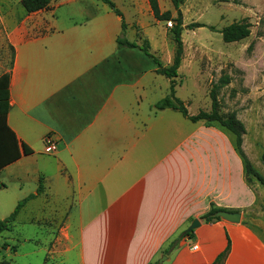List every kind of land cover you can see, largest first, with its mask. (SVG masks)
<instances>
[{
    "label": "crops",
    "instance_id": "obj_1",
    "mask_svg": "<svg viewBox=\"0 0 264 264\" xmlns=\"http://www.w3.org/2000/svg\"><path fill=\"white\" fill-rule=\"evenodd\" d=\"M2 1L14 8L4 113L20 156L0 168L1 188L13 187L1 219L34 194L14 221L24 215L51 231L48 251L73 253L76 264H149L211 203H253L242 160L222 132L153 108L167 94L157 93L148 67L133 71L132 48L116 42L121 19L106 3L52 0L28 13L20 0ZM227 238L222 264H264V239L221 218L200 220L158 264H212Z\"/></svg>",
    "mask_w": 264,
    "mask_h": 264
},
{
    "label": "rangeland",
    "instance_id": "obj_2",
    "mask_svg": "<svg viewBox=\"0 0 264 264\" xmlns=\"http://www.w3.org/2000/svg\"><path fill=\"white\" fill-rule=\"evenodd\" d=\"M112 1L121 11L126 24L124 37L137 44L132 48L131 57H127V62L133 71L148 67L152 71L154 85L159 88L157 93L168 94L169 79L154 72L153 58L140 47H144L147 40L148 51L153 57L163 66H169L175 52L173 20L169 25L168 21L155 19L147 0ZM158 1L162 11L169 9L176 17L170 0ZM3 4L4 1L0 0V76H7L13 52L7 38V23L10 20L7 15L14 8L4 7ZM180 9L183 26L203 22L220 29L243 18L251 24L249 35L236 42L223 41L219 32L207 27L183 29L181 64L174 78L175 96L183 101L191 114L208 111L212 84L223 75L230 77V82L217 90L219 109L223 114L234 113L243 122L245 134L242 148L263 178L262 181L245 180L253 192V203L249 207L232 209L241 213L239 222L264 239V165L260 160L264 149V0H184ZM180 126L184 128L183 120ZM193 126L205 124L197 122ZM211 127L222 132L233 144L228 131L216 125ZM167 143L168 140L159 142L157 151ZM11 186L7 189L0 186V204L8 199L13 190ZM24 218L23 215L21 219L13 221L8 229L0 233V264H76L73 253L59 256L48 251L51 250L49 242L53 233Z\"/></svg>",
    "mask_w": 264,
    "mask_h": 264
},
{
    "label": "trees",
    "instance_id": "obj_3",
    "mask_svg": "<svg viewBox=\"0 0 264 264\" xmlns=\"http://www.w3.org/2000/svg\"><path fill=\"white\" fill-rule=\"evenodd\" d=\"M52 0H20L21 6L28 13L47 8ZM106 3L116 15L121 19V32L118 35L116 42L118 47H128L134 48L137 47V44L133 41L127 40L124 35L125 22L121 11L116 7L112 0H101ZM174 10L176 11V17L173 16L171 10L160 9L158 0H148L150 10L152 15L157 20H165L174 22L172 32L174 34L175 41V52L172 63L169 66H163L162 63L148 51L149 43L147 40L144 41L145 46L140 47L147 56L153 58L155 64V71L158 74L166 76L170 81L169 93L154 103L153 108L156 110H162L170 108L172 110L178 111L182 114L183 117L189 119L192 122H203L207 126L216 125L232 135L233 146L238 155L240 156L243 167L245 180L247 182L251 180L262 181V176L254 169L251 162L249 161L247 155L245 154L242 148L243 135L245 134V126L243 122L236 117L234 113L223 114L219 109V101L217 99V90L223 85H226L230 82V77L228 75L221 76L216 83L212 84V87L209 92L210 97V109L200 110L195 114H190L183 103L178 97L175 96V77L177 76V69L181 64L182 57V40L181 32L183 29H194L199 27H207L212 31H217L221 34L223 41L225 42H236L240 41L243 38L247 37L250 33V22L243 18L241 20L232 22L220 29H217L214 25H208L203 22H192L183 26L181 18V9L180 6L184 0H170ZM7 76H0V168L7 165L8 163L14 161L20 156L19 145L16 139L14 132L10 129L6 122V116L4 110H6L5 98L7 97ZM4 98V99H2ZM5 105V108L3 107ZM25 153L29 152V149L26 146H23ZM260 160L264 165V149L261 153ZM41 190L39 185L37 192ZM34 197V194H30L28 197L19 201L14 210L5 218H0V233L10 227L14 218L22 206V204L27 201L29 198ZM218 210H228V211H238L232 208L220 207L214 203L210 204L208 211L200 215L199 219L203 222H214L220 220L219 217L213 216ZM194 235V230L185 232L182 230L178 235L173 237L166 245L162 248V253L168 255L179 243L180 239L184 237L192 238ZM230 248V242L227 238V245L225 249L216 257L212 264H222ZM149 264H158L157 260L150 262Z\"/></svg>",
    "mask_w": 264,
    "mask_h": 264
},
{
    "label": "water",
    "instance_id": "obj_4",
    "mask_svg": "<svg viewBox=\"0 0 264 264\" xmlns=\"http://www.w3.org/2000/svg\"><path fill=\"white\" fill-rule=\"evenodd\" d=\"M213 216L219 217L228 222L238 223L241 218V213L238 211L218 210L215 213H213ZM199 224H200V220L198 218H194L185 229V232L194 230L196 227L199 226ZM164 259H166V255H162L158 261L161 263L163 262Z\"/></svg>",
    "mask_w": 264,
    "mask_h": 264
},
{
    "label": "built area",
    "instance_id": "obj_5",
    "mask_svg": "<svg viewBox=\"0 0 264 264\" xmlns=\"http://www.w3.org/2000/svg\"><path fill=\"white\" fill-rule=\"evenodd\" d=\"M168 24L171 25V21L170 20L168 21ZM45 148L49 152H52V151H54L56 149V143L48 136L45 138ZM192 248L196 249L197 245L194 244L192 246Z\"/></svg>",
    "mask_w": 264,
    "mask_h": 264
}]
</instances>
